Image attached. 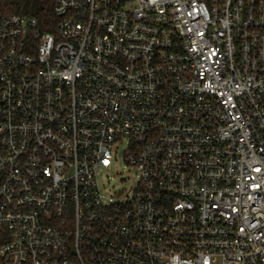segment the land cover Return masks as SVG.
<instances>
[{"label": "built area", "instance_id": "2783aa9c", "mask_svg": "<svg viewBox=\"0 0 264 264\" xmlns=\"http://www.w3.org/2000/svg\"><path fill=\"white\" fill-rule=\"evenodd\" d=\"M54 3L0 15V264H264V0Z\"/></svg>", "mask_w": 264, "mask_h": 264}, {"label": "trees", "instance_id": "16d2710c", "mask_svg": "<svg viewBox=\"0 0 264 264\" xmlns=\"http://www.w3.org/2000/svg\"><path fill=\"white\" fill-rule=\"evenodd\" d=\"M54 0H0V15L18 14L37 20V30L54 33L59 20L54 14ZM3 237L0 234V245Z\"/></svg>", "mask_w": 264, "mask_h": 264}, {"label": "rangeland", "instance_id": "374dc122", "mask_svg": "<svg viewBox=\"0 0 264 264\" xmlns=\"http://www.w3.org/2000/svg\"><path fill=\"white\" fill-rule=\"evenodd\" d=\"M123 151L124 147L114 150L113 166L103 173L101 180L106 191L112 193L129 192L136 180L132 169L123 161Z\"/></svg>", "mask_w": 264, "mask_h": 264}]
</instances>
